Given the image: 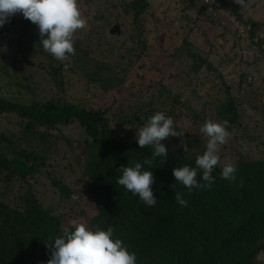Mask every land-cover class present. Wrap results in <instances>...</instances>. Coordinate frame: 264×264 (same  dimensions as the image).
<instances>
[{
    "label": "trees",
    "instance_id": "16d2710c",
    "mask_svg": "<svg viewBox=\"0 0 264 264\" xmlns=\"http://www.w3.org/2000/svg\"><path fill=\"white\" fill-rule=\"evenodd\" d=\"M190 1L184 8L181 3V11L188 14L180 19L187 25L174 33L183 39L182 44L170 53L172 61H192L185 70L190 82H195L196 74L206 68L221 77L220 63L230 61L216 64L214 54L223 57L214 52L217 48L225 47L227 51H221L228 54L231 50L244 52L252 48L258 56L252 63L264 62V40L259 38L254 21L244 18L239 4L234 0H216L234 18L226 25L207 17L205 8L196 18L189 17L196 5L194 0ZM105 4L111 8L112 18L102 17L92 5L78 2L88 30L74 33L75 54L66 61H57L35 47L29 33L30 23L23 15L2 26L1 32L8 29L13 39L5 45L10 46L11 57L0 55L5 63L0 64V73L10 76L22 64L36 67L44 73L48 87L57 97L44 101L33 99L27 105L0 98V264H48L51 250L47 245L62 236L65 228L74 230L72 216L45 206L34 195L33 185L42 178L58 192L61 204H68L76 214L81 211L83 197H88L94 210L87 218L79 214L80 224L92 231L97 226L105 231L111 226L115 230L114 238L121 239L129 251L135 252L137 264H256L264 249V156L254 158L236 150L235 182L222 179V168L217 165L212 172L215 182L211 187L194 189L189 194L175 180L173 169L197 167L196 158L206 150L207 138L178 124L186 117L174 113L175 107L179 106L180 110L183 105L169 86H164L158 102L150 98L141 107L136 100L121 107L86 108L67 97L66 87L72 82L81 85L84 91L95 88L105 94L115 91L129 82L130 66L141 57H148V42L140 38L145 33L143 24L147 14L150 19L156 18L149 1L129 0L119 4L105 0ZM105 23L106 28L118 26L121 35H107L103 30ZM235 24L244 28L242 36ZM207 26L212 29L204 31ZM199 32L207 50L193 38ZM135 37L137 45L133 43ZM244 38L245 42L241 41ZM118 51L123 53L118 56ZM209 57L215 59L207 61ZM64 64L69 65L67 71ZM16 81L27 88L19 77ZM226 95V99L216 102L214 116L209 120L214 123L228 120L227 130L232 135L239 126V110L235 99L228 92ZM252 95L253 99L264 102L262 89L252 91ZM164 97L171 104L167 111L160 106ZM157 112L173 118L174 128L184 133L182 139L189 150H183L181 138L170 136L163 140L168 143L167 156L155 157L151 167L143 166L142 170L153 172L155 178L151 187L157 202L148 207L138 195L118 184L122 172L117 169L142 163L151 156L154 147L139 148L136 133ZM75 129H79V136L72 137L70 132ZM221 147L225 149L226 144ZM227 149L232 151L230 147ZM52 154L67 156L65 166L71 170L68 172L71 185L49 175L46 161ZM202 176V170L198 169L197 180L201 185L206 183ZM178 191L184 193L186 207L176 202ZM75 194L77 203L72 202Z\"/></svg>",
    "mask_w": 264,
    "mask_h": 264
},
{
    "label": "rangeland",
    "instance_id": "374dc122",
    "mask_svg": "<svg viewBox=\"0 0 264 264\" xmlns=\"http://www.w3.org/2000/svg\"><path fill=\"white\" fill-rule=\"evenodd\" d=\"M108 1L120 4L121 2H128L129 0ZM148 1L149 5L152 7L151 13H154V11L156 12V18L150 19L147 14V20L143 24L145 26V33L140 40L142 39V41L148 42L149 54L148 57H141L137 64L130 66L129 72L127 73L129 82L123 87L107 94L99 88L84 91L81 89V85L76 86V84L72 82L66 87V95L69 100L86 106V108L95 109L97 107L107 109L114 105H119L121 107L125 103L127 104L139 100V106L141 107L142 103L148 101L150 98L158 102V100H160H157L159 94H164V86H169L168 89L173 95L181 99L180 102L183 105L180 110L179 106L175 107L174 113L186 117H182L181 122H178V124L183 125L191 132H197L199 135L202 134L200 128L202 127L203 120H209L214 116L213 108L216 102L226 99V94L228 92L229 95L235 99V103L239 110V126L234 129L232 135L229 137L230 141L226 143V148L220 147L218 155L221 158L218 165L223 168L225 164H233L236 161V156L234 155L236 150H239L240 153L246 156L262 158L264 156V102L260 99H253L252 95V91L256 89H262L264 91V62L252 63V60L258 57L257 51L249 48L244 52H242V50H231V53L228 54L225 47L223 49L217 48L214 52L221 53L223 57L220 58L215 53L214 56L217 58L209 57L207 61H213L215 59L214 61L216 64L220 63L222 60L230 61L228 64L220 63V65H222L219 68L221 77L215 74V72H210L209 69L206 68L196 74L195 82H190V77L186 74L185 70L190 68L192 61H172L170 59V53L172 49L179 47L183 40L180 39L179 35H174L175 31L187 25V23L185 25V22L180 19L188 14V12L181 11V3L184 8L188 6L191 1ZM168 1L173 2L168 4ZM78 2L92 5L94 11L98 10L99 15L102 17L107 19L112 18V10L108 4H105V0H81V2L78 0ZM194 3L196 5L193 11L189 13V17L191 18H196L198 12L205 8L207 12L206 16L214 21H220L226 25L234 21V18L222 8H216L214 5L209 6L205 4L203 0H194ZM245 3L246 7L244 8L242 5H239L244 18L254 21L256 28L259 29V38L264 40V0H245ZM83 9L86 10V7ZM119 10L124 14L121 9ZM21 15L22 13L19 12L14 14V17H11L9 22L11 20H17ZM129 20H131V18H129ZM112 22L113 20L110 19L109 23L112 24ZM107 26L108 24L105 23L103 30L104 32L106 30V32H108L106 34L110 36L111 34L109 32L114 26L106 28ZM235 27L237 32L242 36L244 28H241L237 24H235ZM1 29L2 27H0V55L10 58V46L7 47L5 45L13 38H10L8 29L5 30L4 33L1 32ZM210 29L212 28L207 26L204 28V31ZM87 30L88 27H85L84 29L77 30V32L84 31L83 33H85ZM139 30L140 28L137 29V31ZM179 31H181V29ZM200 34L201 32L195 33L193 38L201 48L207 50V48H205L207 44L204 45L203 41L205 40ZM120 35L121 31H119L118 36ZM112 36H114V34ZM123 41L124 39L121 38L120 42ZM136 41L137 37L133 39L135 45H137ZM241 41L245 42V38ZM131 46H133L132 43ZM237 46L238 45H235V47ZM247 46H249L248 43ZM190 49L192 52L196 53L195 48ZM122 53L123 52L118 51V56ZM135 55H138V53L136 52ZM0 64L5 63L0 60ZM140 65L143 66V69L140 68ZM18 77L25 83L24 86L27 88H22V85L18 83L19 81H16ZM53 97L57 96H55L53 90L48 87L46 76L36 67L22 64L21 68L17 69L16 73L10 76L0 73V98H4L13 103L27 105L33 99L44 101ZM188 105L190 108L189 110H187ZM160 106L163 107L162 109H164V111H167L171 104L169 100L164 97V103L161 102ZM251 107H254L256 111ZM79 132V129H75L72 130L70 134L72 137H76L79 136ZM161 144L166 149L168 148L167 142L161 141ZM228 147H230L232 151H229L227 149ZM63 155L64 154L57 156L55 154L51 156L46 161V170L49 171V175L53 180H60L70 184L72 179L68 177V172L71 173V170L65 166L67 156L63 158ZM44 176L46 177L47 175ZM33 193L45 206L54 208L55 210H63L67 213L68 217L72 216L74 221L71 225H78L81 223L78 218L79 214L81 217L87 218L94 210L92 204L88 200L89 198L83 197V200L80 202L81 211L79 214H76L70 209L68 204H61L58 192L46 183L44 178L33 185ZM82 195L85 194L82 193ZM72 202H78V195L75 194L72 196ZM69 220L70 219L67 221ZM256 264H264V249L257 257Z\"/></svg>",
    "mask_w": 264,
    "mask_h": 264
},
{
    "label": "clouds",
    "instance_id": "9594fccd",
    "mask_svg": "<svg viewBox=\"0 0 264 264\" xmlns=\"http://www.w3.org/2000/svg\"><path fill=\"white\" fill-rule=\"evenodd\" d=\"M234 3L246 7L245 0H234ZM38 26L42 46L46 52L57 61H66L70 55L75 54L74 33L87 27V21L82 17L78 7V0H0V27L8 23L10 17L16 13ZM47 35V38H43ZM64 70L69 68L64 64ZM229 121L214 123L206 120L200 132L207 138L206 150L196 158L197 167L184 166L173 169V176L180 182L189 194L194 189L211 187L215 182L212 176L214 168L220 162L218 155L220 147L227 143L231 133L227 130ZM181 138V146L185 152L189 150L183 141V132L176 131L174 120L163 112L155 113L136 133V143L139 148L153 146L154 151L150 157H145L143 162H136L134 166L121 167L122 172L117 182L126 190L138 195L139 199L148 207L155 206V197L152 185L155 183L153 172L144 171L143 166L151 167L155 157H166L167 149L161 141L168 137ZM202 170V179L206 182L201 185L197 180V171ZM237 167L225 164L220 173L221 178L232 182L236 181ZM183 192H176V202L187 206L188 201L183 198ZM114 229L109 226L101 230L97 226L95 231L89 230L86 225L78 224L73 231L65 228L62 236L55 239L54 243L47 245L51 250L48 264H137L135 252L129 251L124 242L114 238Z\"/></svg>",
    "mask_w": 264,
    "mask_h": 264
},
{
    "label": "water",
    "instance_id": "95a60500",
    "mask_svg": "<svg viewBox=\"0 0 264 264\" xmlns=\"http://www.w3.org/2000/svg\"><path fill=\"white\" fill-rule=\"evenodd\" d=\"M29 21V20H28ZM30 23V30H29V33H30V36L32 37L33 41H34V44H35V47L37 49H42L43 46H42V43H41V37L39 35V29H38V26L33 24L31 21H29ZM110 34H119V29L117 26H114L111 30H110ZM43 38H47V35H45V37ZM43 51H45L44 49H42ZM46 52V51H45ZM48 53V52H47Z\"/></svg>",
    "mask_w": 264,
    "mask_h": 264
},
{
    "label": "built area",
    "instance_id": "2783aa9c",
    "mask_svg": "<svg viewBox=\"0 0 264 264\" xmlns=\"http://www.w3.org/2000/svg\"><path fill=\"white\" fill-rule=\"evenodd\" d=\"M205 2V4L211 6L214 5L216 8H221L220 3H218L216 0H203Z\"/></svg>",
    "mask_w": 264,
    "mask_h": 264
}]
</instances>
